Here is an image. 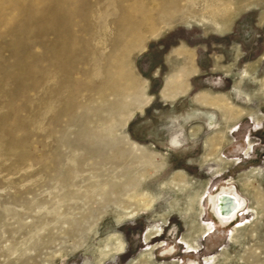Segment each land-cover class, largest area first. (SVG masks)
Returning a JSON list of instances; mask_svg holds the SVG:
<instances>
[{"label": "rangeland", "instance_id": "374dc122", "mask_svg": "<svg viewBox=\"0 0 264 264\" xmlns=\"http://www.w3.org/2000/svg\"><path fill=\"white\" fill-rule=\"evenodd\" d=\"M194 263L264 264V0H0V264Z\"/></svg>", "mask_w": 264, "mask_h": 264}, {"label": "bare ground", "instance_id": "6f19581e", "mask_svg": "<svg viewBox=\"0 0 264 264\" xmlns=\"http://www.w3.org/2000/svg\"><path fill=\"white\" fill-rule=\"evenodd\" d=\"M120 106V105H119ZM250 144V143H249ZM235 161V160H234ZM236 163V162H235ZM248 172V171H247ZM244 178V177H243ZM229 202V201H228ZM232 208H233V205H232V203L231 202H229V203H227V204H223V205H221L220 206V212H221V214H219L221 217H223L222 216V214H226V213H229V212H231V210H232ZM206 223V222H205ZM211 223V222H210ZM212 225V224H211ZM204 227V226H203ZM213 227V226H212ZM236 228V227H235ZM237 229V228H236ZM212 230V229H211ZM203 231V230H202ZM204 232V231H203ZM201 233V232H200ZM232 236V235H231ZM233 237V236H232ZM184 238V237H183ZM233 239V238H232ZM231 239V240H232ZM195 240V239H194ZM186 241V240H185ZM149 242V241H148ZM193 244V243H192ZM198 244V243H197ZM195 247V246H194ZM124 249V248H123ZM190 250V249H189ZM195 251V250H194ZM116 256V255H115ZM204 259H206V258H204ZM214 259V258H213ZM206 262V261H205ZM217 262V261H216ZM210 263V262H209ZM212 263V262H211ZM194 264H196V263H194Z\"/></svg>", "mask_w": 264, "mask_h": 264}]
</instances>
